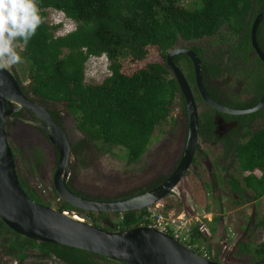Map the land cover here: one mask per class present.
Here are the masks:
<instances>
[{"label":"trees","instance_id":"obj_1","mask_svg":"<svg viewBox=\"0 0 264 264\" xmlns=\"http://www.w3.org/2000/svg\"><path fill=\"white\" fill-rule=\"evenodd\" d=\"M38 4L43 20L46 9H52L75 25L63 34L54 35L56 26L44 21L21 52L25 62L12 66V70L21 91L31 100L45 108L49 103L59 104L72 117L75 128L81 133V138L71 144L76 160H83L89 148L97 153L112 154L111 149L119 147L125 163H136L145 152L154 128L166 121L173 105L184 110L177 82L164 62L165 54L178 40L213 36L221 27L236 35L228 43L221 39L223 42L214 48L188 47L200 60L204 87L215 102L224 103L214 96L211 81H215L216 86L231 77L240 80L249 100L239 106H229L232 108L251 106L264 87V65L250 47L248 33L264 0H191L187 6L180 0H38ZM255 39L264 53V17L257 25ZM150 53L160 62H150L147 67H138L130 73L125 71V65L136 63ZM98 56L105 57L107 74L99 82L86 83L84 64L88 58ZM172 60L195 92V101L202 102L194 86L189 59L177 54ZM205 107L198 115L199 135L201 140L211 142L215 110ZM49 114L53 115V111ZM237 119L245 123L244 133L231 146L224 145L223 150L224 156L230 151L243 175L240 180H227L228 190L235 204L263 203L264 126H252L255 120L264 119V104L256 111L237 115ZM18 181L29 199L48 204L19 177ZM155 184L150 183L146 189ZM52 191L57 198L56 209L75 212L103 229L119 230L147 222L146 208L96 213L77 209L58 198L53 187ZM141 191L138 189L133 194ZM107 214L115 216L114 220H108ZM257 227H264V212L249 229L242 225V236L237 238L231 251L233 257L248 254L246 264H264V241L253 247H248L247 243ZM199 237L201 234L194 227L183 243L201 254L193 246ZM30 255L52 256L62 264H101L99 260L127 264L74 247L37 243L15 233L0 220V264H29L25 260ZM207 256L218 261L216 253L207 252Z\"/></svg>","mask_w":264,"mask_h":264},{"label":"water","instance_id":"obj_2","mask_svg":"<svg viewBox=\"0 0 264 264\" xmlns=\"http://www.w3.org/2000/svg\"><path fill=\"white\" fill-rule=\"evenodd\" d=\"M264 17V6L255 14L249 27V44L264 65V53L256 43L255 31ZM177 54L191 64L196 92L211 108L226 114H245L264 104V87L257 101L247 108H232L212 100L203 82L201 63L188 47H173L164 56L168 71L175 78L186 112V140L181 157L172 172L159 184L120 199H91L79 196L66 186L72 159L68 139L47 109L31 100L20 89L12 67L0 68V220L15 233L39 242L65 245L89 251L127 264H224L191 250L168 233L144 224L119 230H107L77 220L56 208L28 198L19 185L15 160L7 142L5 128L13 121H24L40 131L56 152L52 187L61 200L71 206L93 212L122 213L153 207L176 185L190 165L197 143V111L192 91L182 72L173 62ZM25 111L29 120L14 116Z\"/></svg>","mask_w":264,"mask_h":264},{"label":"rangeland","instance_id":"obj_3","mask_svg":"<svg viewBox=\"0 0 264 264\" xmlns=\"http://www.w3.org/2000/svg\"><path fill=\"white\" fill-rule=\"evenodd\" d=\"M180 1L184 6H187L191 0ZM44 21L56 26L53 29L54 35L63 34L75 25L73 21L64 17L61 12L52 9H46ZM235 37L236 35L228 32L225 27H221L219 32L213 36H204L188 41L178 40L175 47L214 48L217 43L223 42L221 39L224 40L223 43H228L234 40ZM150 62H160V59L152 53L147 54L138 59L136 63H130L127 67L125 65V71L130 73L138 67H147ZM106 74L107 68L104 56L90 57L86 60L83 74L84 82H99ZM229 83L231 92L237 96L232 98L231 102H224L223 104L225 106L244 104L249 97L248 92H245L247 89L245 90L238 78L231 77ZM193 93L195 92L193 91ZM196 105L197 111L206 108L198 100ZM51 106L53 105L49 103L46 108ZM253 124V128L264 126V119H257ZM62 127L70 144L81 138V133L75 128L72 117H67ZM166 128L165 123H160L154 128L145 152L136 163H125L122 158L123 151L119 147L112 148V154L97 153L89 148L84 159L76 160L73 169L69 173L71 186L92 198L116 199L133 194L148 182L154 174L158 173L156 171L158 167L155 169L150 168L148 161L150 153L160 139L163 138ZM5 131L7 142L15 160L18 177L28 187L37 192L43 201L46 200L48 202L47 206L56 208L57 198L53 195L51 183L55 157L50 145L44 137H38V134L37 136L31 135L18 126L9 125L5 128ZM197 141L199 142L198 139ZM199 143L202 151L206 153L203 160L212 166L216 155H220L218 146L211 149L207 145H203L201 141ZM155 152H158V149ZM38 158L40 159L37 160ZM204 161L196 165H190L186 175H183L166 196L160 199L155 206L146 208L148 211L147 216L160 213L165 218L175 219L176 222L180 221L184 224L181 230L185 228L187 232V234L186 232L184 234L185 241L189 239L191 229L196 227L202 237V240L199 237L197 242L193 244L196 250L206 254L208 252L210 255L216 253L218 262L224 264H246L249 259L248 254L233 257L231 251L237 238L242 236V225L249 229L253 221L264 212V195L262 197L263 203L253 204L249 202V205L248 203L244 205L233 203L232 195L226 189H222L220 182L217 184L218 189L216 187H214V190L208 188V170ZM83 163L86 165L82 166ZM224 165H229L227 172L232 173L236 162L228 158ZM214 172L218 175L217 168L214 169ZM233 174L237 175L238 173L235 171ZM69 212L90 223L86 217L72 211ZM181 217H183V220ZM114 218L115 216L112 214H107L108 220H114ZM99 225L101 226L102 223L99 222ZM211 228H213L212 231ZM261 241H264V227H257L247 239L248 247H253ZM99 261L101 264H112L102 260ZM25 262L29 264H62L52 256L39 258L30 255Z\"/></svg>","mask_w":264,"mask_h":264},{"label":"flooded vegetation","instance_id":"obj_4","mask_svg":"<svg viewBox=\"0 0 264 264\" xmlns=\"http://www.w3.org/2000/svg\"><path fill=\"white\" fill-rule=\"evenodd\" d=\"M214 82L215 81H211V84H210L212 86V92H213L214 96L218 100H220L221 102H231L232 98L237 96L235 93L231 92L232 90L229 86L230 79H228L226 82H222L216 86L213 84ZM239 85H240V83H239ZM189 87H190V85H189ZM190 89H191L192 94H193V90L191 87H190ZM238 89H239V87H238ZM193 97H194V95H193ZM248 100H249V97H248ZM202 103L204 105H207L203 101H202ZM51 104L53 106L47 107V111H48V113L50 111H53V115L57 118V120L53 115L50 114V116L54 119V121L60 126V128L65 133V131L62 127V124L64 121L67 120V117L70 118L71 116L68 114V112L64 109L63 106L56 104V103H51ZM219 104L224 105L223 103H219ZM195 105H196V101H195ZM227 107H229V106H227ZM245 108H247V107H245ZM196 111H197V105H196ZM199 112L200 111H197V121H198L197 122V139L199 140V142L201 141V143L203 145H207L211 149L218 146V148L220 150V153H219L220 155L219 156L216 155V158L214 159L212 166H211L207 161L203 160L204 157H206V154L203 155L202 153H199L200 151L201 152H203V151L200 147L201 146L200 143L197 141L194 154H193L191 161H190V165H194V164L196 165L197 163L204 161L205 165H206V169L208 170V171L206 170L207 171V177H208V182H207L208 188L211 190H214V187H216L218 189L217 184L220 182L222 189H226L229 192L226 181L227 180H233V179L240 180L243 173H241L237 169L236 165L234 166L233 172L236 171L238 173L237 175H234L233 172L232 173L227 172V168L229 167V165L226 166V165H224V163L226 162V160H228V158L232 159V156L230 154V151L224 156L223 148H224V145L231 146V144L233 142L240 140V138H241V136L245 130V128H244L245 123H241L237 119V115H240V114L232 115V114H226V113H222L220 111L215 110L212 113L213 128L211 131H212V134L214 136H211V139H213V141H211V142L207 141V140L203 141L200 139V135H199V132L201 131V126H200L201 122L198 118ZM14 116L20 118L21 120H29L30 119V116L23 110H18L17 112L14 113ZM163 123H165L167 125V128L163 133L164 136L162 139H160V141L157 143L156 147H154L153 151L150 153L149 161H148V165L150 168L155 169L156 167H158V170H156L158 173L154 174V176L151 177L148 180V182H146L140 188L142 191L147 190L146 186H148L152 182L156 183L155 185L162 182L172 172V170L174 169V167L178 163V161L181 157L183 148H184L185 140H186L185 106H184V110H183L180 106L173 105L172 109L169 111L168 118ZM9 125L18 126L21 129L26 130L31 135L37 136V134H38L39 135L38 137H42V138L44 137L40 131H38L33 126L28 125L24 121L16 120V121H13L11 124H8L7 126H9ZM65 135H66V133H65ZM38 137H35V138H38ZM66 137H67V135H66ZM67 139H68V137H67ZM50 147L54 153V157H55L54 158V166H55L56 157H57L56 152L52 146H50ZM69 148H70V153L72 156V159L70 161V171H71L73 169L75 162H76V159H75V152L72 149L70 142H69ZM156 149H158V152H155ZM213 168L214 169L217 168V170H218L217 174L218 175H216V172H214ZM187 170L185 171V173L183 175H186ZM70 171H69V173H70ZM183 175L181 176V178L183 177ZM179 180H178V182H179ZM51 183H52V175H51ZM68 185H69V187H68ZM66 186L71 191L78 194L79 196H82L85 198H92V197H88L87 195H85L81 191L80 192L77 191L76 189H74L71 186L69 174H68V177L66 179ZM204 187H205V185H204ZM231 195H233V194H231ZM92 199H95V198H92ZM96 199H103V198H96ZM232 202H233V200H232ZM247 203L249 205V202H244V203H241L238 205H244Z\"/></svg>","mask_w":264,"mask_h":264},{"label":"clouds","instance_id":"obj_5","mask_svg":"<svg viewBox=\"0 0 264 264\" xmlns=\"http://www.w3.org/2000/svg\"><path fill=\"white\" fill-rule=\"evenodd\" d=\"M43 22L38 0H0V68L25 62L21 52Z\"/></svg>","mask_w":264,"mask_h":264},{"label":"built area","instance_id":"obj_6","mask_svg":"<svg viewBox=\"0 0 264 264\" xmlns=\"http://www.w3.org/2000/svg\"><path fill=\"white\" fill-rule=\"evenodd\" d=\"M181 219L183 220V217H181ZM146 220L147 222L144 225L155 227L163 232H166L182 243L183 241H185L184 234L186 232V229L184 228L181 230L184 224L180 223V221L176 222L175 219L165 218L160 213L149 216L146 215ZM201 255L208 257L204 252L201 253Z\"/></svg>","mask_w":264,"mask_h":264},{"label":"bare ground","instance_id":"obj_7","mask_svg":"<svg viewBox=\"0 0 264 264\" xmlns=\"http://www.w3.org/2000/svg\"><path fill=\"white\" fill-rule=\"evenodd\" d=\"M64 213L70 215V216L73 217L74 219L81 220V218H80L79 216H77L76 214H74V213H71V212L66 211V210H64Z\"/></svg>","mask_w":264,"mask_h":264}]
</instances>
